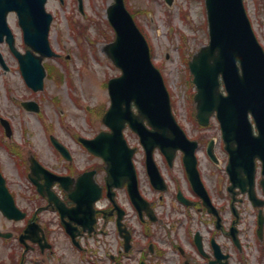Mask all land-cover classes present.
Segmentation results:
<instances>
[{
	"label": "rangeland",
	"instance_id": "374dc122",
	"mask_svg": "<svg viewBox=\"0 0 264 264\" xmlns=\"http://www.w3.org/2000/svg\"><path fill=\"white\" fill-rule=\"evenodd\" d=\"M111 2L113 0H82L83 11H81L78 0H48L47 9L54 15L50 42L59 56L45 58L44 64L56 65L59 79L48 76L47 71L43 90L34 91L26 84L19 63L9 45L5 41L0 42V51L9 66L6 70L0 64V117L7 118L13 128L12 136L8 137L0 123V165L10 188L16 195L18 204L21 208H27L29 214L35 206H39V201L41 204H44V201L36 197V191L31 187L27 175L18 168L10 145H16L18 153L27 162V157L33 153L46 167L58 173H66L70 169L68 165L77 170L94 165L98 169L97 179L104 182L106 172L103 159L90 154L78 137H93L100 130L106 129L102 116L104 109L110 104L107 80L120 74V70L114 66L104 51V45L114 38V31L106 16V9ZM127 2L130 8L136 11V20L148 38L154 63L164 75L178 121L191 138L197 139L200 136L203 138L198 150L199 168L211 191L212 199L216 204L224 203L226 210L230 211L228 198L217 191L220 181L223 180V193L227 195L225 186L227 176L223 169L227 162V152L221 138L220 125L215 117L207 127L197 123L193 101L195 87L193 88L191 84L192 76L187 61L209 40L205 0H172L169 4L166 0H127ZM245 3L255 32L264 46V0H245ZM71 21L84 25L86 30L80 35L76 34ZM9 24L16 36V46L24 51L27 46L23 42L22 29L16 13H10ZM28 100L36 101L40 109L38 111L26 109L22 103ZM125 133L129 144L138 147L135 162L144 195L150 201L153 200L158 212L165 214L161 215L164 216L163 220L165 218L171 221L185 220L181 203L178 202L175 194L177 183L187 196L192 192L189 180L183 171L181 153L177 155L171 168L167 165L164 155L159 150L155 152L157 162L171 185L168 191L161 195L149 182L145 169V152L138 135L130 128H127ZM51 135L68 148L72 155L71 162L61 156L52 144ZM211 138L216 140L215 150L220 158L218 165L211 161L205 150L207 141ZM117 198L126 206L130 221L136 229V235L141 239L144 236L142 225L136 218L128 194L121 189L117 192ZM104 203L103 200L101 204ZM243 207L249 221L246 224L252 228L255 213L250 210L249 203L245 202ZM39 221L42 225L48 224L52 242L57 245L71 243L70 238L59 225L54 211L42 212ZM21 222L24 224L26 221L9 219L0 211L1 229L18 226ZM101 224L103 229H106V233L82 241L92 248H98L99 244H102L108 256L104 263L109 264V255L115 254L116 248L119 247L118 232L112 219L108 222L101 219ZM165 226V223H155L152 226L153 230L158 229L162 243H166L167 239ZM175 232H179L178 227ZM248 241L249 264H264V254L262 255L257 237L251 236ZM13 243H15L13 239L6 243L0 239V259L15 247ZM142 246L139 250L135 249L126 262L138 264L136 259L141 255ZM27 252L29 264H52L49 254L43 255L32 249H28ZM170 258L172 259L170 264H174L177 260L173 253L170 254ZM76 262V255L68 257V264H78ZM81 264L86 263L81 261Z\"/></svg>",
	"mask_w": 264,
	"mask_h": 264
},
{
	"label": "water",
	"instance_id": "95a60500",
	"mask_svg": "<svg viewBox=\"0 0 264 264\" xmlns=\"http://www.w3.org/2000/svg\"><path fill=\"white\" fill-rule=\"evenodd\" d=\"M46 1L0 0V41L7 34L6 39L19 58L28 84L36 90L44 86L46 71L42 64L43 57L54 55L48 39L52 15L46 12ZM206 4L210 41L190 61L197 87V116L201 122L208 123L212 111H218L228 141L227 148L232 152L229 167L238 170L251 157L253 180L254 158L259 157L264 163V49L253 31L243 0H206ZM11 10L17 11L24 28L25 40L34 49H28L25 54L20 53L14 45V35L7 20ZM108 11L118 35L115 42L106 46V51L122 68L123 75L113 78L109 85L112 105L104 114L103 121L110 130L101 131L95 138L82 140L91 152L105 159L109 196L113 202L116 203L113 188L124 185L126 181L133 200L137 202L142 197L132 161L136 148H131L124 137L126 124L129 123L140 135L147 152L152 179L162 181L153 156L156 147L170 159L178 148H182L186 164L194 176L196 142L189 140L178 126L171 112L169 94L160 72L150 61L147 42L129 13L121 4H113ZM34 51H39L41 55H36ZM220 75L228 95L220 90ZM133 103L136 104L138 113L133 111ZM25 105L37 109L33 103ZM249 113L254 116L258 135L254 134ZM145 120L152 128L145 124ZM31 167V178L33 174L42 171V167L34 159ZM95 172L92 170L86 173L77 185L74 179L57 178L75 200L74 207H67L53 192L48 195L49 200L64 215L84 225V229V223L88 220L89 231H92L96 221L94 202L102 193V187L94 179ZM262 183L264 186V180ZM0 209L9 218L20 219L25 215L6 188L1 172ZM35 227L37 225L31 223L27 229V237L33 238ZM262 229L261 226V233ZM72 235L75 239L76 235Z\"/></svg>",
	"mask_w": 264,
	"mask_h": 264
},
{
	"label": "flooded vegetation",
	"instance_id": "af4514ba",
	"mask_svg": "<svg viewBox=\"0 0 264 264\" xmlns=\"http://www.w3.org/2000/svg\"><path fill=\"white\" fill-rule=\"evenodd\" d=\"M202 138V137H201ZM228 155V154H227ZM227 156V161H228ZM226 176V191L230 196L229 204L230 211L226 210V205L218 203L215 211L213 213L197 212L196 215L192 214V217H185L178 220H166V231L167 239L166 243L161 242L158 229L153 230L152 226L155 223H165L163 220L165 215L161 212H152L151 218L146 215V212L142 211L141 216L138 213V219L141 222L143 229V237L138 239L136 235V229L133 227L130 218L127 212L124 215L123 223L121 228H128L131 238L134 240L132 247L128 251L124 248V239L122 234L126 232L122 230L120 232L118 244L120 248H116L117 252L115 254L111 253L109 255L110 264H129L126 262L128 258L132 256L135 252L134 250L140 243L144 240L147 248L146 251L140 252V257L136 259L138 264L145 262L146 264H170L172 260L170 254L173 253L176 255V261L174 264H249V258L247 254L248 249V240L251 236L257 237V223L261 211L264 213V197L262 195V189L259 185L260 175L258 174L256 182V191L258 197L256 200H252L247 194L248 191H244L249 187L243 186H234L232 187V181L230 175L225 170ZM80 172L73 170L72 175L78 176ZM245 177V175H244ZM222 180V179H221ZM40 183H45V179L41 180ZM223 183V180H222ZM32 185V184H31ZM36 190V197L41 198L44 201V204H41L39 201V206H35V209H32L27 220L24 219V224L21 222L20 225L9 228L1 229L2 233H9V237H6L0 234V239L2 242L6 243L7 241L13 239L15 240L14 248H12L9 253L5 255L4 258L0 259V264H29L27 259V250H26V239L25 235L27 234L26 230L31 222V218H35L39 223L41 220V213L46 210H52L57 214V219L59 224L61 222L60 211L53 206L49 205V200L45 196L38 194V189L35 185H32ZM9 187V186H8ZM232 187V188H231ZM53 188L58 193V195L68 204L73 205L74 202L69 198L68 194L62 188L59 183H55ZM224 189V188H223ZM249 203L251 205V211L254 212V221L253 227H249L247 223L248 219L245 216V210L243 207L244 203ZM261 204V205H260ZM182 211L185 209V205L180 204ZM197 209L202 210L201 204H197ZM192 208V207H190ZM27 209V208H25ZM112 205L110 208H102L100 206L99 211L104 216L108 214L115 219L116 227L117 223V212L112 211ZM205 215H208L206 217ZM152 217L154 219H152ZM218 217H220V222H218ZM249 223V221H248ZM145 225V227H143ZM179 228V232L176 233L175 229ZM43 231L46 233L47 238L51 241L52 248L43 250L41 244L32 243L29 247L33 251L36 250L38 253L51 256L52 264H68L67 260L70 255H76L78 264L88 261L89 257L92 258L94 264H105L104 262L108 258L107 251L102 244H99L98 248H90L85 244V246L80 248L74 246L73 244H64L57 245L52 242L50 238V229L48 224L42 225ZM101 233H106V229L102 227L99 228ZM118 230V229H117ZM24 232V233H23ZM35 238L40 240L41 232L38 228L35 227V233H33ZM83 237H87L84 235ZM168 240V241H167ZM43 243V241H41ZM70 247V249L68 248ZM171 251V252H170ZM84 252V259L81 258V254ZM98 253L100 254L98 256Z\"/></svg>",
	"mask_w": 264,
	"mask_h": 264
}]
</instances>
